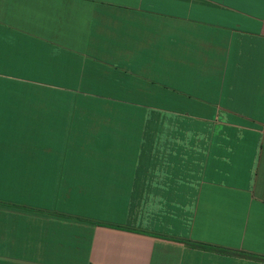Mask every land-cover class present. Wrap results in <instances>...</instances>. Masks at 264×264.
<instances>
[{
  "label": "crops",
  "instance_id": "crops-1",
  "mask_svg": "<svg viewBox=\"0 0 264 264\" xmlns=\"http://www.w3.org/2000/svg\"><path fill=\"white\" fill-rule=\"evenodd\" d=\"M183 240L264 257V0H0V264H264Z\"/></svg>",
  "mask_w": 264,
  "mask_h": 264
},
{
  "label": "trees",
  "instance_id": "trees-1",
  "mask_svg": "<svg viewBox=\"0 0 264 264\" xmlns=\"http://www.w3.org/2000/svg\"><path fill=\"white\" fill-rule=\"evenodd\" d=\"M110 227H114V226H110ZM115 228L123 229V228H119V227H115ZM182 242L184 244H186L187 246H190L193 248H199V249H203V250L214 251L216 253L226 254V255H238V256H243V257H249V258H254V259L264 261V257H262V256H256V255H252V254H248V253H244V252H237V251L224 249V248H220V247H216V246H210V245H206V244H201V243H197V242H193V241H189V240H183Z\"/></svg>",
  "mask_w": 264,
  "mask_h": 264
}]
</instances>
